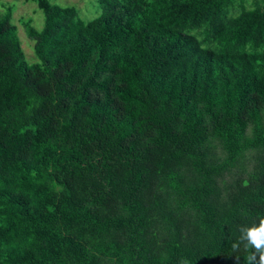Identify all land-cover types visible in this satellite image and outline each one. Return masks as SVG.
Segmentation results:
<instances>
[{"label":"trees","instance_id":"trees-1","mask_svg":"<svg viewBox=\"0 0 264 264\" xmlns=\"http://www.w3.org/2000/svg\"><path fill=\"white\" fill-rule=\"evenodd\" d=\"M31 1V63L1 3L0 264H235L264 210V0Z\"/></svg>","mask_w":264,"mask_h":264},{"label":"rangeland","instance_id":"rangeland-1","mask_svg":"<svg viewBox=\"0 0 264 264\" xmlns=\"http://www.w3.org/2000/svg\"><path fill=\"white\" fill-rule=\"evenodd\" d=\"M247 8H251L254 3L253 0H242ZM52 3L59 5H74L77 7L79 14L85 18L90 19L99 14V8L96 0H51ZM1 3L12 4L13 22L17 26L18 36L21 41V46L25 53V59L31 63L37 61L33 51V41L28 38L25 33L22 19H31L35 27L41 28L43 25V14L38 9L35 2L31 0H0V13L3 10ZM241 4L238 1L234 7L230 9L229 15L235 16L240 11Z\"/></svg>","mask_w":264,"mask_h":264},{"label":"clouds","instance_id":"clouds-1","mask_svg":"<svg viewBox=\"0 0 264 264\" xmlns=\"http://www.w3.org/2000/svg\"><path fill=\"white\" fill-rule=\"evenodd\" d=\"M238 236L232 241L231 249L235 264H240L243 253L245 264H264V210L257 211L246 223L237 225Z\"/></svg>","mask_w":264,"mask_h":264}]
</instances>
